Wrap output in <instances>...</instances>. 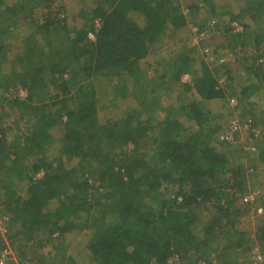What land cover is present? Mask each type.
<instances>
[{"label": "trees", "instance_id": "trees-1", "mask_svg": "<svg viewBox=\"0 0 264 264\" xmlns=\"http://www.w3.org/2000/svg\"><path fill=\"white\" fill-rule=\"evenodd\" d=\"M175 1L77 0L88 9L70 24L63 0H16L10 6L0 0V220L9 214L21 262L77 264L64 246L74 232L89 236L84 264H169L173 257L177 264H201L190 263L188 254L205 257V249L224 237L238 242L221 243L218 259L203 264H240L226 256L228 249L243 247L244 253L252 237L235 227L242 215L235 200L264 166V107L252 100L264 99V20L257 23L264 19V0H243L234 13L225 0L189 7L202 30L213 20L215 28H225L233 52L253 47L241 57L239 112L229 116L222 104L200 103L225 99L228 83L218 88L208 65L196 64V44L182 43L150 79L144 70L166 31L188 25ZM18 15L31 28L23 53L3 71ZM184 74L192 82H182ZM176 90L177 103L161 104ZM103 107L114 117L103 119ZM6 115L18 120L7 123ZM234 118L240 132L232 141L221 139ZM247 131L255 156L233 145ZM252 203L255 212L263 209V222L264 195ZM261 221L254 236L264 253ZM1 242L0 234V257ZM50 243L53 261L38 251ZM245 264L260 262L247 257Z\"/></svg>", "mask_w": 264, "mask_h": 264}, {"label": "rangeland", "instance_id": "rangeland-1", "mask_svg": "<svg viewBox=\"0 0 264 264\" xmlns=\"http://www.w3.org/2000/svg\"><path fill=\"white\" fill-rule=\"evenodd\" d=\"M193 1H195V0H193ZM229 2H231V4L229 3V5H228V11H232L233 13L236 12L238 8L241 9L242 8L241 6H243V3H244L243 0H231ZM62 3L65 4V7H66V9H65L66 14L65 15L68 17V22H70V24H72L73 21H76L75 17H78V15L82 12L83 9L80 5H78L77 0H63ZM188 3H189V0H187L186 3H184V5L185 4L187 5ZM185 13L187 15V18L190 19V22L195 20V14L193 15V12L192 13L188 12V10L186 9ZM78 20H79V18H78ZM262 20H264V19L262 18L261 21H259L257 23L262 22V24H263ZM78 22H80V21H78ZM215 22L216 21L213 20L212 22L210 21L208 23V27L210 28L208 33L211 34L210 35L211 41H209V43H212L213 48H215V50L219 53V55H217V56L213 55L214 61L217 58L216 59L217 62L215 61L216 64L214 65V68L216 71H220L223 73L222 78H226V81H225V79H223V81H225V83L226 82L230 83V85H229L230 92L236 91L237 95H239L240 90L243 87L242 83H243V71H244L241 68L242 67L241 57H242V54L243 55L249 54L250 51H252L253 47L249 45L248 47L245 48V50H241V48L238 47V48L234 49V51L236 52V54H235V52H233V50L227 44L228 37H227V32H225V28L224 27L220 28L221 27L220 25L218 26V28H215L213 25ZM28 28H29V25L24 23V26L21 28L24 34H27L29 32L30 29L28 30ZM189 32L190 31L187 30V32H181V33H178L177 35L165 36L164 41L167 44V46L164 48L163 47L162 48H156L155 50H153V52L151 53L150 58H149V60L152 62L149 63L148 61H146V65H145L146 66L145 68H147L149 71L148 72V78L149 79L154 74H156V71H157L156 67L157 66L154 63V60L157 59V56H158V58H162V56L163 57L168 56L173 51L179 50L182 43H186L187 45H190L191 42H194V40H191V39L188 40V38L192 36V34L191 33L189 34ZM213 48H212V51H213ZM227 76H229V77L232 76V79L227 78ZM227 79H228V81H227ZM240 83H241V86H240ZM20 92L23 93V91H20ZM178 92H180V90L179 91L178 90L169 91L168 96L163 98V100L161 101V104L170 103V102L177 103L178 102L177 100L179 99L178 98L179 95L176 96V94ZM14 96H15V93H14ZM185 97H186V100H188L191 98V94L189 92H187L185 94ZM103 99H105V98H103ZM262 99L263 98H259L256 96H254L252 98L253 101H259L258 106L260 108L264 107V99L263 100ZM228 102L229 101H227V100L222 101V100L217 99V100H213L212 102H207L206 104H207L208 108L209 107L216 108V105L222 104L221 109L225 112V114L227 116H229V113H238L239 111L235 112L234 110H232V105ZM101 109L102 110H101L100 115L103 119L114 117V115L111 112H108L105 109V107H103ZM16 119L18 120V117ZM8 122L9 121L7 120V123ZM23 122L24 121H22L21 123H23ZM258 132H260V131H258ZM236 140L237 141H233L234 142L233 145H235L234 147H236V148L242 147L247 152L248 156H255V152H254L255 147L251 144V143H254V141L251 138V133L249 131L244 133L241 137H238V139H236ZM259 168H260V172H255V177L253 175H250L249 181L247 182V184H248L247 189H249L248 191H252V192H254L255 190L259 191L258 196L261 197L264 195V166H261ZM253 171H254V169H253ZM250 173L253 174L252 172H250ZM227 190L231 191V189H227ZM248 191H246V193H244V194L248 195ZM243 200L244 199H242L241 196L237 200H235L236 201L235 205L237 206V208L240 210V212L242 214L239 217V219H238L239 221H237V224L235 225V227L237 230H242V231L253 230V234H254V232L257 230L258 226H260L259 221H261V219L259 220V218H260V215L263 214V210H262V212H259V211L255 212L253 209H255L256 205L244 204ZM52 205L55 206L56 202L53 201ZM247 209H249V210H247ZM8 234L10 235V231ZM73 237H74V235H70V237H68L69 239L64 241V243L67 245L68 242L69 243L72 242ZM253 237H254L253 240L249 241L250 245L253 246V249H251V251L250 250L248 251V255L246 254V252L243 253V247H242V248H236V249H234V248L228 249V253L226 256L228 258L230 256H232V258L236 257L237 263H239L240 260L242 261L240 264H245L244 259H247V257H249L251 255L253 256L252 258L258 259V260L260 259L261 261L264 262V257L262 255L258 254L260 246L259 247L256 246L257 243H262V242H261V240H259L255 236H253ZM88 238H89L88 234L83 233L80 236L79 241H80V243H82L83 241L85 243L88 240ZM229 241H231V242H229ZM236 242H238V241L235 240V238H230V237H227V238L224 237L223 239H220L219 242H213L211 244V251L210 252H208L209 251L208 249H205V247H203L202 250L205 249L206 251H204L205 257H202V258L200 257V255L197 254L196 251L193 250L192 252H190V254H188L190 263L192 262V260L193 261H196V260L199 261L200 260V263L203 264V262H205L204 260H206L205 258L212 259L213 261H216L218 259V257H216L217 255H216L215 251L217 250V251L221 252V250H222L221 243L230 244V243H236ZM215 243H216V246H215ZM55 244H57V243H55ZM216 248H218V249H216ZM12 250L15 251V249H12ZM233 250L237 251L239 257L237 255L233 256ZM50 252H52L51 246L46 247L44 253L47 254V257L49 260L53 261V259L56 258L55 257L56 252H54V251H53L54 253L53 252L50 253ZM66 252H67V254H71L72 252H74V250H72V245L67 248ZM205 253H207V254H205ZM187 261L188 260H186L185 262H187ZM17 262L19 264V261H17ZM51 263L52 262H50V264ZM22 264H25V263H22ZM230 264H235V263H230Z\"/></svg>", "mask_w": 264, "mask_h": 264}, {"label": "crops", "instance_id": "crops-1", "mask_svg": "<svg viewBox=\"0 0 264 264\" xmlns=\"http://www.w3.org/2000/svg\"><path fill=\"white\" fill-rule=\"evenodd\" d=\"M179 2V5L181 6V9L183 10V12H184V15L186 16V18H187V15H186V13H185V10L187 9L188 11H189V7L193 4V3H199V2H203L204 4H205V2H204V0H195V1H193V0H189V3L185 6L184 5V3H186V1L187 0H176L175 2H174V5H176V3H178ZM216 1V0H215ZM223 1V0H222ZM221 0H219V3L220 2H222ZM229 1H231V0H225V2L226 3H228ZM16 2V0H5V6H10V5H12V4H14ZM230 4H231V2H229ZM86 7L84 8V7H82V8H84V9H88V7H87V5H85ZM0 9H1V4H0ZM194 9H195V6H194ZM193 9V10H194ZM4 10V9H3ZM2 10V11H3ZM24 20V18H23V15H18L17 16V21H18V27L17 28H15L16 30L15 31H13V33L15 34V38H14V40L12 41L13 42V44H14V46H13V48H12V50H10V52L8 53L9 54V58H7L8 60V62L6 63V65L4 66V70L3 71H7L9 68H10V65H11V61L12 60H14V58H15V56L17 55V54H21V53H23V41H22V39H23V37H25V34L23 33V31H22V27L24 26V23H25V21H23ZM187 21H188V25L187 26H185L184 28H181V29H179L178 31H173L171 28H169L167 31H166V35L165 36H169V35H177L178 33H181V32H187V30H189L190 32H189V34L191 33L192 34V36L191 37H189L188 38V40L189 39H191V40H194V42H191V44H196L197 45V49H196V56H195V58H196V64H200L201 63V61L203 60L207 65H208V67L211 69V71L214 73V75L216 76V78L218 79V82H219V80L223 77V73L222 72H220V71H216L215 70V68H214V65L216 64V62L213 60V61H211V60H209V58H208V56L204 53V49L205 48H209L210 50H211V52H212V54L213 55H219V53L215 50V48H213V46H212V43H209V41H211V37H210V33H208V32H206V36H205V38H200V31H203L199 26H197L196 24H194L193 23V21L192 22H190V19H188L187 18ZM31 27L29 26V29H30ZM206 31H209L210 30V28L208 27V28H206L205 29ZM226 32V31H225ZM165 36H164V38H165ZM207 42V43H206ZM204 44V45H200V44ZM167 46V44L166 43H164V44H162V45H160V47L162 48H164V47H166ZM212 48H213V51H212ZM176 51H173L172 53H170V54H174ZM152 53V52H151ZM151 53H150V55H151ZM169 54V55H170ZM150 55L145 59V61H148L149 63H151L152 61H150L149 60V58H150ZM168 55V56H169ZM168 56H165V57H163L162 56V58H158V56H157V61H158V59H162V61L161 62H157L156 60H154V63L156 64V70L158 71V70H161V66H160V64H162L163 62H164V60L165 59H167L166 57H168ZM200 57V58H199ZM199 59V60H198ZM217 59V58H216ZM18 63V66H19V69H23V65H22V63H19V62H17ZM160 63V64H159ZM146 65V62H145V64H144V70L146 69L145 66ZM185 75V74H184ZM190 75V74H189ZM182 77H183V75H182ZM189 82H192V79H191V75H190V81ZM185 83V82H184ZM226 92V97H225V99L224 98H222V99H219V100H222V101H224V100H227V101H229L228 99H229V97L227 98V96L228 95H230V93H232V92H230L229 91V89L227 90V91H225ZM235 93H236V95H233L235 98L237 97L238 98V95H237V92L236 91H234ZM1 95V94H0ZM231 97V96H230ZM213 100H202V101H200V103H202V106H207V102H212ZM229 103V102H228ZM204 104V105H203ZM237 104H238V102H237ZM236 104V105H237ZM236 105L234 106V107H232V110H234L235 109V107H236ZM236 112V111H235ZM2 114V112H1V106H0V115ZM237 114V113H236ZM6 116H8V115H6ZM5 117V116H4ZM17 117V115H14V117L13 118H11L10 116H8L7 118H5L6 120L7 119H14V118H16ZM53 135L55 136V139L56 140H58V142H59V139L61 138V132L60 133H58V131L56 130V131H54L53 132ZM237 141V140H236ZM57 142V141H56ZM248 188V187H247ZM246 188V190H245V192L244 193H246V191H248L249 189H247ZM244 195L245 194H243V197H244ZM243 197H242V199H243ZM243 202H244V204L246 203V204H248V201H244L243 200ZM249 205H251V203L249 204ZM254 211H255V209H253ZM258 210V209H257ZM259 211V210H258ZM259 212H261V211H259ZM4 216H8L9 217V214L8 215H4ZM261 217V216H260ZM259 220H260V218H259ZM237 221H239V220H237ZM16 223H18V221H15ZM263 223V224H262ZM8 225H9V228H11L10 229V235H11V230H13V228L11 227L12 226V221H9L8 222ZM261 225H264V221L262 222L261 221ZM242 231V230H241ZM246 232H248L250 235H251V239L253 240V236H254V234H253V230H250V231H246ZM24 233H23V231H21V236L23 235ZM83 234V233H82ZM82 234H80V235H76V233H74V232H70V233H68L67 235H66V237H65V239L66 240H68L69 238L68 237H70V235H74V237L72 238V241H73V243H67V245L64 243V246L66 247V250H67V248L69 247V246H71L72 245V250H74V252H72L71 254H67V252H65V254H67L66 256L67 257H69V256H71V257H73L75 260H76V262H77V264H84V262H85V260L87 261V259H86V255H85V253H84V250H85V247H86V245H87V243L85 242L84 243V241L82 242V243H80V241H79V238H80V236L82 235ZM10 235H8V237L7 238H4L5 239V242H1V244H3V246H6V248H8V249H14V247H13V245H12V243H13V241H12V239L10 238ZM65 240V241H66ZM37 244V243H36ZM48 246H51V243L50 244H48L47 246H43V248H42V250L41 249H38V251H40V252H44L45 251V249H46V247H48ZM63 246V245H62ZM231 245H229V247H230ZM256 246L257 247H259L260 249H259V253L258 254H260V255H262L263 257H264V253L261 251V247H263V243H257L256 244ZM5 248V249H6ZM234 248V247H233ZM51 249H52V246H51ZM236 249V248H235ZM251 249H253V246H251L250 244L247 246V251H246V254L248 255V251L250 250L251 251ZM235 252H233V256H236L237 254H235L236 253V250H234ZM3 252V251H2ZM12 254L15 256V258H18V261H19V264H22L23 262H21V258L19 257V254H18V252L17 251H12ZM39 255V254H38ZM45 255H47L46 253H45ZM36 257V256H35ZM250 257V259L252 260V261H259L260 262V264L263 262V261H261L260 259L258 260V259H254V258H252L253 256L251 255V256H249ZM234 259H236L237 260V258L235 257ZM23 260H25V259H23ZM244 261H246V259H244ZM242 261L240 260V262L239 263H241ZM50 263V262H49Z\"/></svg>", "mask_w": 264, "mask_h": 264}, {"label": "built area", "instance_id": "built-area-1", "mask_svg": "<svg viewBox=\"0 0 264 264\" xmlns=\"http://www.w3.org/2000/svg\"><path fill=\"white\" fill-rule=\"evenodd\" d=\"M234 26H235L236 30L241 29V26L238 23H234ZM206 32H208V31H206L205 29L203 31H200V33H199L200 38H205ZM91 37H93L92 34H91ZM204 53L208 56L209 60H211V61L214 60L213 54L209 48H205ZM188 79H189V75L185 74L183 76V81L186 82V81H188ZM223 79H225V78H222L221 81H223ZM229 103L232 105V107H234L237 104V99L235 97H233L230 99ZM240 129H241V125L239 123L238 118H234L233 120H231L228 130H226L224 133H222L220 138L224 139L226 141H232L234 133L240 132ZM258 195H259V191L252 192V193L247 195L246 200L253 202ZM0 223H1V221H0ZM0 232L2 234H4L5 232H7V229L5 227L0 226ZM12 262L14 264H18L17 258H15V256L12 254L11 249H8V248L4 249L3 253H2V257H0V264H11ZM169 264H177V258L176 257L171 258L169 260Z\"/></svg>", "mask_w": 264, "mask_h": 264}, {"label": "clouds", "instance_id": "clouds-1", "mask_svg": "<svg viewBox=\"0 0 264 264\" xmlns=\"http://www.w3.org/2000/svg\"><path fill=\"white\" fill-rule=\"evenodd\" d=\"M189 12V11H188ZM96 23L98 24V26L100 25V21L99 20H96ZM91 34L92 33H90L89 35L91 36ZM93 35V34H92ZM93 38V37H92ZM189 75V74H188ZM184 76V75H183ZM222 79V78H221ZM221 79L219 80V85H218V88H222V85L223 84H225V81H226V78H225V81H221ZM190 81V75H189V79H188V81H186V82H189ZM182 82H184L183 81V77H182ZM185 82V83H186ZM229 85H230V83H228L227 85L225 84V88H224V90L225 91H227L228 89H229ZM229 91H230V89H229ZM231 96V97H230ZM229 97V101H230V99L231 98H233L234 96L233 95H228L227 96V98ZM236 99H237V97H236ZM237 102H238V99H237ZM256 191V190H255ZM250 193H252V191H248V194H250ZM246 197H247V195H245L244 196V200L245 201H249V200H246ZM251 204H253L252 203V201H249ZM258 210L259 211H261L262 212V208H258ZM1 221V223H0V226H2V227H5L6 229H7V232H5L4 234H2L1 232H0V234H1V236L3 237V238H7L8 237V233H9V231H10V228H9V225H8V222H9V217L8 216H4V219L3 220H0ZM6 248V246L4 247V249ZM12 250V249H11ZM13 251V250H12ZM3 253V252H2ZM1 257H2V255H1ZM17 261H18V258H17ZM13 263V262H12Z\"/></svg>", "mask_w": 264, "mask_h": 264}]
</instances>
